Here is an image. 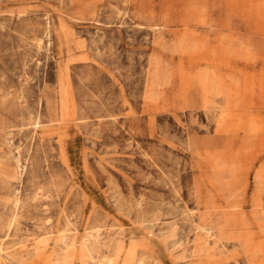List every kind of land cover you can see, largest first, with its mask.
Masks as SVG:
<instances>
[{
  "label": "rangeland",
  "instance_id": "374dc122",
  "mask_svg": "<svg viewBox=\"0 0 264 264\" xmlns=\"http://www.w3.org/2000/svg\"><path fill=\"white\" fill-rule=\"evenodd\" d=\"M198 37L264 57V0H0V264H264V59L190 55V107ZM66 89L84 150L57 145Z\"/></svg>",
  "mask_w": 264,
  "mask_h": 264
},
{
  "label": "crops",
  "instance_id": "0c3cea01",
  "mask_svg": "<svg viewBox=\"0 0 264 264\" xmlns=\"http://www.w3.org/2000/svg\"><path fill=\"white\" fill-rule=\"evenodd\" d=\"M144 24V23H141ZM146 25L150 26L152 28V26L150 25V23H146ZM163 25L161 24V27ZM67 31V37L69 35V31L66 29ZM192 41H197L199 43V45L190 47L188 49H184V45L187 43H190ZM211 45H227V46H231L233 47L231 44L218 39L216 40V42H212L209 40H205V39H200V37L198 38H183L180 39L176 42H174V47L175 50L179 53L180 58H179V73L181 76V81H182V87H183V99L185 101V103L190 106V107H197V108H203L201 106H193L192 102H191V89H190V85L187 83L186 81V77H185V73H186V58L190 57V55L194 54V53H204L201 52L200 50H202L203 48H206L208 46ZM80 46L76 47L79 48ZM81 48V47H80ZM246 52H250V53H255L256 55H258L259 57H261L262 59H264L263 56H261L259 53L255 52V51H250V50H246ZM215 55L219 54L220 56H218L220 59H223V72L225 74H227L228 71H230L229 68H231V62H230V67H227V60L231 59L230 57L227 56L228 53L226 52H214ZM205 54L209 55V52H205ZM204 57H212V56H204ZM66 66V63L64 64ZM63 65V67L65 68V66ZM65 74V73H64ZM66 78V77H65ZM62 109L64 110V112H62V114H60L59 117V127L57 130L54 131V133H56L57 135V145L59 146L58 148H60L61 150H84L83 148V143H82V133L80 131V123L78 122V117L77 115L72 114L71 108H73L74 106V102L72 99V96L69 92L68 89L65 90V93L63 94L62 97ZM64 107V108H63ZM234 117L233 116H229V115H224L223 119L220 121V131L222 132H227L231 135L233 134V128H234ZM236 123V122H235ZM247 127V125L245 126ZM248 133H245L247 135H250L249 131H245ZM251 136L256 137L253 133ZM53 136L50 135L49 137V141L53 142ZM53 150H56V148H54ZM262 155V159L258 162V167L257 168H262L264 170V153H260L257 158ZM256 158V160H257ZM255 160V162H256ZM254 162V164H255ZM227 175L225 174L224 177H226ZM252 179L249 178L246 186L244 188V193L246 192V190L248 189L249 185H251L253 183V181H251ZM221 183L222 186L226 187L227 186V182L221 178ZM237 195V191L234 193H228V198H232L235 197ZM245 195V194H244ZM245 204V203H244ZM245 205H244V210L247 212L248 215H252L254 216V214L257 212V210L254 208L252 210H246L245 209ZM264 208V205H263Z\"/></svg>",
  "mask_w": 264,
  "mask_h": 264
},
{
  "label": "bare ground",
  "instance_id": "6f19581e",
  "mask_svg": "<svg viewBox=\"0 0 264 264\" xmlns=\"http://www.w3.org/2000/svg\"><path fill=\"white\" fill-rule=\"evenodd\" d=\"M150 25L152 26L153 29L156 30V28H161V24L160 23H150ZM60 35H61V40H62V46H61V56L62 58L64 59V63L65 64V56L67 55V31H66V26H61V30H60ZM229 44H231L233 47L235 48H241V49H244V50H250L248 47H244L242 46V41L241 40H238V39H235V40H228V39H221ZM41 41V40H40ZM43 41V40H42ZM196 45H199V43L197 41H192L190 43H187L184 45V49H188L190 47H193V46H196ZM42 46V45H41ZM40 47V46H39ZM42 48V47H41ZM40 52V49L38 50ZM253 51V50H251ZM256 52V51H255ZM258 53V52H257ZM262 56V55H261ZM39 62V61H38ZM65 66V65H64ZM262 155H260L259 157H261ZM252 181V180H251ZM207 229V228H206ZM85 238V237H84ZM89 242V241H88ZM85 246V245H84ZM86 247V246H85ZM162 248V247H161ZM1 250V249H0ZM6 253V252H5ZM135 255V254H134ZM125 259V257H124Z\"/></svg>",
  "mask_w": 264,
  "mask_h": 264
}]
</instances>
